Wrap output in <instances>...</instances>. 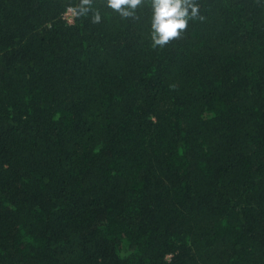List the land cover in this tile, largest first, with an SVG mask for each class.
I'll return each instance as SVG.
<instances>
[{
  "label": "trees",
  "instance_id": "obj_1",
  "mask_svg": "<svg viewBox=\"0 0 264 264\" xmlns=\"http://www.w3.org/2000/svg\"><path fill=\"white\" fill-rule=\"evenodd\" d=\"M79 2L0 0V264H264V0Z\"/></svg>",
  "mask_w": 264,
  "mask_h": 264
},
{
  "label": "clouds",
  "instance_id": "obj_2",
  "mask_svg": "<svg viewBox=\"0 0 264 264\" xmlns=\"http://www.w3.org/2000/svg\"><path fill=\"white\" fill-rule=\"evenodd\" d=\"M144 0H106V7L115 10L123 19H139L136 10ZM93 0H80L79 5L69 11L75 17L86 16L92 11ZM151 41L153 47L163 48L170 42L183 38L189 21L203 20L199 16L196 0H151ZM91 22H101L99 11H94Z\"/></svg>",
  "mask_w": 264,
  "mask_h": 264
},
{
  "label": "built area",
  "instance_id": "obj_3",
  "mask_svg": "<svg viewBox=\"0 0 264 264\" xmlns=\"http://www.w3.org/2000/svg\"><path fill=\"white\" fill-rule=\"evenodd\" d=\"M68 15L71 16V19H70V21H69V23H71V22L73 21V14H72L69 10L64 14L63 17H64V19L68 22V20H67Z\"/></svg>",
  "mask_w": 264,
  "mask_h": 264
},
{
  "label": "rangeland",
  "instance_id": "obj_4",
  "mask_svg": "<svg viewBox=\"0 0 264 264\" xmlns=\"http://www.w3.org/2000/svg\"><path fill=\"white\" fill-rule=\"evenodd\" d=\"M70 19H71V16H70V15H68V17H67V20H68V22L70 21Z\"/></svg>",
  "mask_w": 264,
  "mask_h": 264
}]
</instances>
